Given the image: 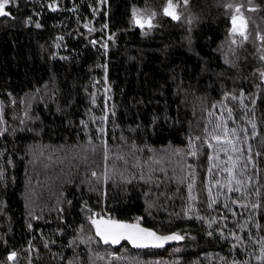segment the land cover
Masks as SVG:
<instances>
[{
	"label": "trees",
	"instance_id": "16d2710c",
	"mask_svg": "<svg viewBox=\"0 0 264 264\" xmlns=\"http://www.w3.org/2000/svg\"><path fill=\"white\" fill-rule=\"evenodd\" d=\"M5 11L0 264H264V0ZM237 16L227 64L214 46ZM94 215L182 239L104 244Z\"/></svg>",
	"mask_w": 264,
	"mask_h": 264
},
{
	"label": "snow or ice",
	"instance_id": "6c2138e0",
	"mask_svg": "<svg viewBox=\"0 0 264 264\" xmlns=\"http://www.w3.org/2000/svg\"><path fill=\"white\" fill-rule=\"evenodd\" d=\"M10 3V0H0V16L8 15L9 13L5 11V7ZM171 6V2H170ZM165 13L172 15L173 19H177L173 13H170L168 9H165ZM39 27V25H37ZM104 228L101 229L100 225L97 224V233L101 235L105 242L109 238L112 239V242L115 243L120 239H128L137 247H146L148 243L153 242V246H161L164 241L171 239H182L180 236H157L155 233L150 232L146 229L140 228L138 225H128L121 224L116 221L104 222ZM15 253H12L8 259H13Z\"/></svg>",
	"mask_w": 264,
	"mask_h": 264
},
{
	"label": "rangeland",
	"instance_id": "374dc122",
	"mask_svg": "<svg viewBox=\"0 0 264 264\" xmlns=\"http://www.w3.org/2000/svg\"><path fill=\"white\" fill-rule=\"evenodd\" d=\"M243 17H233L231 31L224 35L214 46V50L227 64H237L243 57L239 54L240 40L238 33L241 30Z\"/></svg>",
	"mask_w": 264,
	"mask_h": 264
},
{
	"label": "water",
	"instance_id": "95a60500",
	"mask_svg": "<svg viewBox=\"0 0 264 264\" xmlns=\"http://www.w3.org/2000/svg\"><path fill=\"white\" fill-rule=\"evenodd\" d=\"M108 221H116L118 223H121V224H128V225H138L140 228H143V229H146L150 232H153L155 233L157 236H160V237H164V236H180L178 234H176L175 232H168V233H161V232H158L156 231L155 229H153L152 227H148L146 225H143L142 223L138 222V221H134V220H123V219H116V218H111V217H108V216H104V215H94L91 217V224H92V227H93V230H94V233L99 237L100 241L104 244H109V245H112V246H118L120 244H122L123 242H127L129 245H131L132 247H136V248H145V247H137L135 246L130 240L128 239H120L118 240L117 242L113 243L112 242V239L109 238L107 242H105L104 238L99 235L97 233V224L100 225L101 229L103 230L104 228V222H108ZM178 239H171V240H167V241H164L162 243V245H166V244H169V243H172V242H175L177 241ZM161 245V246H162ZM146 247H157V246H153V242H149L148 243V246ZM159 247V246H158Z\"/></svg>",
	"mask_w": 264,
	"mask_h": 264
}]
</instances>
